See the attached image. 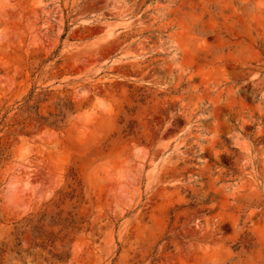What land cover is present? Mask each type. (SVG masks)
Instances as JSON below:
<instances>
[{
    "label": "rangeland",
    "instance_id": "rangeland-1",
    "mask_svg": "<svg viewBox=\"0 0 264 264\" xmlns=\"http://www.w3.org/2000/svg\"><path fill=\"white\" fill-rule=\"evenodd\" d=\"M60 197L63 264H264V0H0V240Z\"/></svg>",
    "mask_w": 264,
    "mask_h": 264
},
{
    "label": "trees",
    "instance_id": "trees-1",
    "mask_svg": "<svg viewBox=\"0 0 264 264\" xmlns=\"http://www.w3.org/2000/svg\"><path fill=\"white\" fill-rule=\"evenodd\" d=\"M28 111L35 113V117L30 118L40 124L58 128L59 117L62 116L63 121L65 112L73 111V106L71 103L61 106L60 114L50 113L49 117L40 115L37 106ZM59 194L75 204L83 199L79 198L75 189ZM62 203L61 197L53 199L42 210L14 222L9 232L0 240V264H63L65 250L73 239L72 235L81 226L72 211L61 208Z\"/></svg>",
    "mask_w": 264,
    "mask_h": 264
}]
</instances>
